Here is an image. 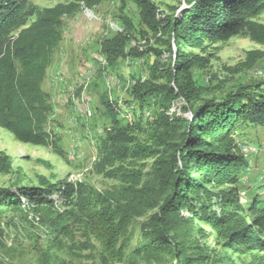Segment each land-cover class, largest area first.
Returning a JSON list of instances; mask_svg holds the SVG:
<instances>
[{
	"label": "trees",
	"instance_id": "trees-1",
	"mask_svg": "<svg viewBox=\"0 0 264 264\" xmlns=\"http://www.w3.org/2000/svg\"><path fill=\"white\" fill-rule=\"evenodd\" d=\"M103 1L72 0L40 8L31 0H0V127L19 141L54 146L60 139L59 132L48 128L53 103L43 84L63 39V18ZM121 1L124 29L103 40L101 51L109 66L122 58H152L149 76L133 77L130 93L141 108L153 101L163 106L150 124L152 141H140L141 123L121 118L120 104L104 96L102 104L112 125L101 141L97 168L120 178L122 188L99 191L84 182L20 185L17 180L11 187H0V216L23 209L38 216L50 208L52 218H40L53 232L50 246L56 253L43 256L49 263L58 259L64 236L71 233L70 223L76 222L93 229L121 260L125 252L119 240L130 219L153 211L143 224L144 241L135 254L160 261L174 247L176 264H192L179 232L185 214L214 223L226 221L224 211L209 214L206 184L244 181L251 161L235 145L234 134L243 123L264 129V82L232 88L223 98L210 97L209 88L193 74L194 69H205L209 58L192 50L242 31L264 44V23L254 20L264 12V0H191L178 15L159 12L151 0ZM128 1L139 8L137 22L125 14ZM261 55L260 50L249 51L234 70L252 68ZM177 100L184 102L189 116L168 114ZM150 157L156 158L150 181H144L142 169L124 165ZM8 166V157L0 154V172ZM244 203L239 214L243 226H231L225 246L264 250L262 200L256 195ZM245 212L253 215L249 221ZM4 248L0 233V264H10L1 258Z\"/></svg>",
	"mask_w": 264,
	"mask_h": 264
},
{
	"label": "rangeland",
	"instance_id": "rangeland-1",
	"mask_svg": "<svg viewBox=\"0 0 264 264\" xmlns=\"http://www.w3.org/2000/svg\"><path fill=\"white\" fill-rule=\"evenodd\" d=\"M72 0H31L37 7H50ZM159 12L175 14L191 0H151ZM138 6L128 1L125 14L138 20ZM121 0H104L92 8H81L77 13L63 18V39L56 49L49 75L43 87L50 94L53 111L49 115L48 128L60 134L54 146H38L19 141L11 132L0 127V154L9 160L6 171L0 172V187H11L17 180L20 185L41 183L84 182L99 191H117L124 185L120 178L100 173L101 141L112 121L107 114L102 98L108 96L116 100L122 109L121 118L134 119L141 123L137 132L140 141H152L150 124L163 110L160 101L143 108L130 98L133 77L146 78L150 74V56L122 58L115 66L106 64L101 51V43L124 29ZM34 18L32 19V21ZM254 20L264 23V12ZM251 50H260L261 57L250 69L235 71L234 68L247 58ZM209 58L205 69H194L197 82L209 88L210 97L223 98L238 86H253L264 82V44L255 41L247 31L228 40L205 45L203 50H192ZM91 70L90 79L83 74ZM63 83L59 81V77ZM66 85H65V84ZM90 105L92 116L83 112ZM155 111V112H154ZM190 112L184 109V102H173L168 114ZM85 114V115H84ZM154 116V117H153ZM234 143L251 161L245 180L237 184L217 186L206 184L210 191L209 214L219 215L224 211L226 221L214 223L185 214L186 221L179 229L186 242L192 264H264V250L249 247H226L230 228L243 226L239 221L242 201L260 196L264 208V129L241 124L235 134ZM155 157L142 160H128L126 167L140 168L144 181H150ZM249 180H257L251 182ZM58 199V198H57ZM58 206L65 209L58 199ZM153 211L130 219L126 232L119 240L124 258L119 260L107 249L106 244L84 223H70L71 233L64 236V246L57 251L58 259L44 261L47 252L56 253L51 248L53 237L49 222L52 210L45 207L41 215L34 216L28 209L10 211L0 216V233L5 243L1 258L10 264H176L174 247L160 261L139 257L136 249L144 241L143 224ZM245 220L253 215L245 212Z\"/></svg>",
	"mask_w": 264,
	"mask_h": 264
},
{
	"label": "bare ground",
	"instance_id": "bare-ground-1",
	"mask_svg": "<svg viewBox=\"0 0 264 264\" xmlns=\"http://www.w3.org/2000/svg\"><path fill=\"white\" fill-rule=\"evenodd\" d=\"M83 74L85 75V77L88 79H90L91 75H92V71L91 70H86L83 72ZM59 81H63V79L61 78V76L59 77ZM63 83V82H62ZM65 84V83H64ZM66 85V84H65ZM83 112L86 114V115H91L92 116V109L90 107V105H85L84 108H83ZM84 114V115H85ZM242 201H245V197Z\"/></svg>",
	"mask_w": 264,
	"mask_h": 264
},
{
	"label": "crops",
	"instance_id": "crops-1",
	"mask_svg": "<svg viewBox=\"0 0 264 264\" xmlns=\"http://www.w3.org/2000/svg\"><path fill=\"white\" fill-rule=\"evenodd\" d=\"M52 65V64H51ZM50 70V67L48 68V71ZM47 71V76L49 75V72Z\"/></svg>",
	"mask_w": 264,
	"mask_h": 264
}]
</instances>
